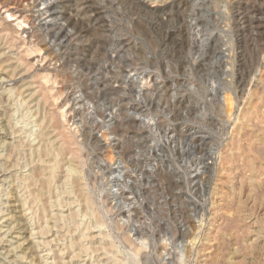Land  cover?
<instances>
[{
	"label": "rangeland",
	"instance_id": "374dc122",
	"mask_svg": "<svg viewBox=\"0 0 264 264\" xmlns=\"http://www.w3.org/2000/svg\"><path fill=\"white\" fill-rule=\"evenodd\" d=\"M39 1L42 19L50 20L45 33L56 44L45 62L57 58L55 63L33 68L28 61L36 54L26 58L23 48L5 36L8 32L0 31V264H36L40 257L37 264L62 258L63 264H115L116 258L119 264H264V0H193L169 21L149 11L163 0H141L148 3L145 8L138 0ZM3 13L1 22L9 20ZM242 13L249 20L241 21L244 28L236 21L237 28L233 18ZM227 24L231 35L224 33ZM57 63L61 70L53 74L40 69ZM29 68L33 75L21 79L18 75ZM47 73L52 76L44 81ZM27 82L51 93L64 89L69 98L46 101L36 93L39 87L23 88ZM58 105L72 108V122H77L65 127L79 133L71 134L77 140L67 153L49 122ZM106 129L107 141L113 139L107 150L100 142ZM72 149L78 159L73 151L67 156ZM111 160L119 161L114 174L105 165ZM38 167L45 170V181L33 179ZM81 174L87 196L78 181ZM112 212L115 220L109 218ZM44 225L51 227L46 234ZM128 228L138 229L151 257L133 259L132 250L142 248L121 239ZM78 239L95 253L72 258L79 250L69 242ZM109 241L116 249H109Z\"/></svg>",
	"mask_w": 264,
	"mask_h": 264
},
{
	"label": "bare ground",
	"instance_id": "6f19581e",
	"mask_svg": "<svg viewBox=\"0 0 264 264\" xmlns=\"http://www.w3.org/2000/svg\"><path fill=\"white\" fill-rule=\"evenodd\" d=\"M5 1V0H4ZM70 1V0H69ZM72 1V0H71ZM76 1V0H75ZM78 1V0H77ZM75 2L76 3V5H78V2H79V4H80V0L78 1V2ZM82 1H84V0H82ZM141 0H138V2H140ZM147 1V0H146ZM190 1H193V0H163V1H159V5H160V3H162L160 6H156L154 9H152V10H149L151 13V15L152 16H157L158 18L160 17V19L161 20H164V18L166 17V21H169V19L171 20V18H172V15L174 14V12H175V10H179V9H181L182 8V6L186 3V2H190ZM234 1V0H233ZM40 1L39 0H10L7 4H0L1 5V10L2 11H4V13L3 14H6L7 15V17L9 18V20H7L6 18H3V22H1L0 21V31L1 32H3L4 33V31H7L8 33H6L5 34V36L7 37V38H9V40L12 42V43H14V44H17V45H15V46H17V48H18V45L19 46H21V48H23V51H24V53L23 54H25V56H26V58H31V57H33V56H35L34 54H36V57H34L33 58V61H28V59H27V61L29 62V65L31 64V66L34 68L36 65H38L39 63L41 64V63H43V62H45V61H49V56L50 55H48V56H46L45 57V55H47V54H49L50 52H52L51 50L52 49H54V48H56L55 47V42H54V40H52V39H50L49 38V35L47 34V33H45V31H46V29H45V26H46V23L48 24L49 22H50V20H48V21H46L45 22V20L44 19H42V17H43V15H44V13H43V7H42V9H39V6H41L40 5V3H39ZM86 2V1H85ZM145 2V1H144ZM236 2V1H235ZM71 3V2H70ZM73 3H74V1H73ZM90 3V2H89ZM154 3V2H153ZM158 3V2H157ZM156 3V4H157ZM229 3H231V4H233L232 2H231V0H229ZM237 3V2H236ZM141 6H143L144 8L146 7V6H148V3H139ZM158 5V4H157ZM237 5V4H236ZM88 6V5H87ZM232 7H233V5H231ZM45 7V6H44ZM78 7V6H77ZM89 7H91V6H89ZM149 7H151L150 5H149ZM185 7V6H184ZM236 7V6H235ZM239 8H240V5L238 6ZM74 8V7H73ZM73 8H71V10L73 9ZM82 7H80L79 9H81ZM84 8V7H83ZM152 8H153V5H152ZM229 8H230V6H229ZM76 9V8H75ZM87 9H88V7H87ZM86 9V10H87ZM236 9H238V8H236ZM0 10V11H1ZM94 10V9H93ZM81 11V10H80ZM233 11V10H232ZM240 11V10H239ZM246 11V10H245ZM84 12V11H83ZM255 12H258V10H256ZM71 13V12H70ZM93 13H95L94 11H93ZM235 13V12H234ZM233 13V14H234ZM236 13H237V11H236ZM235 13V14H236ZM239 13V12H238ZM260 13V12H259ZM48 14V13H47ZM72 14V13H71ZM76 14V13H75ZM85 14V13H84ZM91 14V13H90ZM233 14H231V18H233L234 16H233ZM242 14H244V13H242ZM239 15L238 17H240V16H242V17H240V18H233V26H234V24H235V27H237L238 25H240L239 24V22L242 24V25H240V26H238L239 28H241L242 26H243V24H244V22L242 23L241 21L244 19V18H248L245 14L244 15ZM73 16H75L74 14H72ZM87 15H89V14H87ZM47 16V15H46ZM73 16H71L70 18H69V20L68 21H66L65 19V21H66V23H65V25H64V28H66L65 26H67V27H69L70 26V19H72V17ZM76 16H79V10H78V14L76 15ZM76 16H75V18H76ZM84 16V15H83ZM83 16H81V20H83L82 19V17ZM154 16V17H155ZM228 16V15H227ZM2 17V16H1ZM80 17V16H79ZM92 17V16H91ZM156 17V18H157ZM254 17V16H253ZM83 18H85V17H83ZM89 18H90V16H89ZM252 18V17H251ZM11 19V20H10ZM159 19V20H160ZM63 20V21H64ZM158 20V21H159ZM248 20H249V18H248ZM43 21H44V23H43ZM55 21V20H54ZM64 21V22H65ZM75 22L77 21V19L76 20H74ZM155 21V20H154ZM154 21H153V23H154ZM157 21V20H156ZM158 21H157V23H158ZM237 21V23H238V25H237V23H235ZM245 22H246V20H244ZM78 22H80V20L78 21ZM82 22V21H81ZM162 21H160V23H161ZM164 22V21H163ZM73 23V22H72ZM160 23H158V24H160ZM64 24V23H63ZM74 24V23H73ZM245 24H247V22L245 23ZM156 25L157 24H154V26L156 27ZM228 25V24H227ZM229 25H231V24H229ZM229 25H228V28L226 27V32H224V33H228V34H232L234 31L232 30L233 28H230V27H232V26H230L229 27ZM257 25V24H256ZM260 25V24H259ZM258 25V26H259ZM247 26V25H246ZM246 26H245V28H246ZM262 26V25H261ZM237 27V28H238ZM243 28H244V26H243ZM69 29V28H68ZM67 30V29H66ZM71 30V29H70ZM73 32H74V30H73ZM237 32V31H236ZM262 32V31H261ZM81 33V32H80ZM72 34V33H71ZM74 34V33H73ZM72 34V35H73ZM70 35V34H69ZM75 35V34H74ZM77 35V34H76ZM75 35V36H76ZM80 35V34H79ZM260 35V34H259ZM262 35V34H261ZM75 36H73V38L75 37ZM82 36V35H81ZM40 37H42V38H44V48H40V45H39V42H38V39L40 38ZM76 37H78V36H76ZM72 38V36H71V39H73ZM4 39V38H3ZM69 39H70V37H69ZM68 39V40H69ZM70 39V40H71ZM235 39H236V37H235ZM2 40V39H1ZM9 40H8V42H9ZM52 40V41H51ZM233 40V39H232ZM238 40V39H237ZM3 41V40H2ZM6 41V40H5ZM240 41V40H239ZM4 42V41H3ZM238 42V41H237ZM7 43V42H6ZM11 43V44H12ZM58 44V43H57ZM255 44V43H254ZM229 45V44H228ZM5 46H7V45H5ZM233 46H235V45H233ZM233 46H232V50H234V48H233ZM11 47V46H10ZM13 47V46H12ZM15 48V47H14ZM14 50V49H13ZM19 50H20V48H19ZM231 50V52H235V51H232ZM12 51V50H11ZM61 52V49H59V50H57V55H58V53H59V55L61 54L60 53ZM37 53H39L38 55H37ZM55 53V52H54ZM22 54V53H21ZM56 55V56H57ZM44 56V57H43ZM52 56H53V54H52ZM54 56H55V54H54ZM227 56V55H226ZM60 57H61V55H60ZM228 57H229V55H228ZM25 58V59H26ZM51 58V57H50ZM68 58V57H67ZM17 59V58H16ZM55 59V58H54ZM50 59V61L51 62H48V64L50 63H55V60L57 59ZM59 59V58H58ZM60 60V59H59ZM11 61V60H10ZM20 61V60H19ZM25 61V60H24ZM27 61H25V63L27 62ZM68 61V60H67ZM66 61V62H67ZM228 61V60H227ZM232 61H234V60H231V63H232ZM56 62H58V60L56 61ZM60 62H63V60L62 61H60ZM69 62V61H68ZM20 63H23V62H20ZM46 64H47V62H45ZM236 63V62H235ZM27 64V66L25 65V64H23L24 65V67L26 66V67H28L29 65H28V63H26ZM39 64V65H40ZM44 64V63H43ZM47 64V65H48ZM58 64L59 63H57V66L56 67H51L50 65V67L51 68H49V66L48 67H44L43 65H42V67L40 68L43 72L44 71H48V72H50L51 70H54L55 69V71H57V70H61V66H60V64H59V66H58ZM62 64V63H61ZM17 65V64H16ZM22 65V64H21ZM21 65H19V66H21ZM35 65V66H34ZM54 66H55V64H53ZM231 65V64H230ZM237 65V64H236ZM67 66V65H66ZM232 67H234V63H232V65H231ZM30 67V66H29ZM32 67H31V69H32ZM39 67V66H38ZM65 67V66H64ZM18 68V67H17ZM6 69V68H5ZM4 69V70H5ZM8 69V68H7ZM20 69V68H19ZM37 70H38V68H36ZM230 69V68H229ZM41 70H39L40 71V73H41ZM25 71V70H24ZM24 71H22V72H24ZM32 71L33 70H31L30 71V68L25 72V73H22V72H20V74L22 73V76L21 75H18V76H20L21 77V79H28V78H30L33 74H32ZM36 71V70H35ZM53 71H51L50 73H52ZM58 72V71H57ZM232 72H234L233 71V69H232ZM231 72V73H232ZM50 73H47L46 75H43V77H42V79L43 78H50V76L48 75V74H50ZM38 74V73H37ZM44 74H45V72H44ZM53 74V73H52ZM56 74V73H55ZM236 74V73H235ZM51 75V74H50ZM57 75V74H56ZM233 75V74H232ZM11 76H13V75H11ZM10 76V77H11ZM52 76V75H51ZM23 77V78H22ZM36 77V76H35ZM231 77H233V76H231ZM6 78V77H5ZM13 78V77H12ZM48 78V79H49ZM52 78V77H51ZM9 79V78H8ZM11 79V78H10ZM37 79V78H36ZM243 79V78H242ZM15 80V79H14ZM29 80V79H28ZM39 80V79H38ZM44 80V79H43ZM11 81V80H10ZM17 81H20V80H17ZM45 81V80H44ZM50 81V80H49ZM240 81V80H239ZM4 82V81H3ZM24 82H26V80L24 81ZM36 82V81H35ZM144 82V81H143ZM23 82H21V84H22ZM28 84H26L27 85V87H23V88H26V90H31V89H36V87H39V90H37L36 91V93L41 97V99H45L46 101H48V98L50 99H52V97L54 98V96H58L59 98H62L64 101L65 100H67L68 98H69V93H66V92H64V89L63 90H58V91H56L55 93H51V92H54L53 90H49L50 88H48V87H43V89L42 88H40V86H36V87H34V88H31L32 86H31V83L34 85V84H36V83H34V82H27ZM30 83V84H29ZM42 83V82H41ZM47 83H49V82H47ZM25 84V83H24ZM43 84H45V83H43ZM50 84V83H49ZM18 85V84H17ZM20 85V84H19ZM144 85H147V83L146 82H144ZM245 85V84H244ZM46 86V85H45ZM242 86V85H241ZM22 88V89H23ZM34 89V90H35ZM38 89V88H37ZM41 89V90H40ZM18 90V89H17ZM34 92V91H33ZM28 93V92H27ZM30 93V92H29ZM34 94H32V96H33ZM23 96V95H22ZM25 96V95H24ZM29 96V95H28ZM27 96V97H28ZM55 98H57V97H55ZM30 99V98H29ZM37 99V98H36ZM44 100V101H45ZM223 100L225 101V103L227 104V105H229L231 102V98H229V96H226L225 95V97L223 98ZM41 103V102H40ZM44 104V103H43ZM46 106V105H45ZM65 106L63 105H58V110L55 112V113H53V114H51V116H50V121L49 122H51V123H53V125H55V130H56V132H57V130H58V135H59V137H61V139L60 140H62V142H59V144L58 143H56V144H58V146L60 145V143H62V147L65 149L64 151H66V150H68V149H71L72 148V146H74L73 145V143H72V141H74V140H77V138H75L74 139V137H73V139L74 140H72V137H71V134H72V132H68V130H66V128L68 129V127H66L67 126V124H70V122H72V115H70L71 113H73V112H69V110L70 109H72V108H69V110H66V109H68V108H64ZM47 108V107H46ZM64 108V109H63ZM74 108V107H73ZM47 110V109H46ZM74 110V109H73ZM72 110V111H73ZM71 111V110H70ZM69 112V113H68ZM50 113V112H49ZM73 118H75V117H73ZM46 122H48V121H46ZM50 123V124H51ZM73 123V122H72ZM77 123V122H76ZM76 123H73V124H76ZM66 124V125H65ZM49 125V124H48ZM52 125V124H51ZM52 125V126H53ZM65 125V126H64ZM78 125V124H77ZM72 126V125H71ZM102 126V125H101ZM101 126H99L100 128H101ZM66 127V128H65ZM73 127H75V126H73ZM77 128L79 127V125L78 126H76ZM98 127V128H99ZM76 128V129H77ZM80 128V127H79ZM78 128V129H79ZM91 128H93V127H91ZM97 128V129H98ZM100 128H99V130H100ZM104 128V127H103ZM108 128V127H107ZM74 129V128H73ZM94 129V128H93ZM96 129V130H97ZM108 129H110V128H108ZM70 130H72L71 129V127H70V125H69V131ZM92 130V129H91ZM107 130V129H106ZM81 131V130H80ZM77 131H75V133H76ZM100 132V131H99ZM103 132V131H102ZM53 133H54V131H53ZM73 133H74V130H73ZM78 133V132H77ZM91 133V132H90ZM101 133V132H100ZM51 134V133H50ZM57 134V133H56ZM79 134V133H78ZM78 134H72V136L74 135L75 137H79V135ZM80 134H82V132L80 133ZM95 134V133H94ZM53 135V134H52ZM57 135V136H58ZM89 135H91V134H89ZM102 136H101V139H100V142H103V143H107V144H104V147H105V150H107V149H109L112 145H111V142L110 141H112V140H110V141H107V138H109V130H107V131H105L104 133H102L101 134ZM55 136V135H54ZM87 136V135H86ZM46 137H47V135H46ZM49 137V136H48ZM56 137V136H55ZM59 137H57V139L59 138ZM88 137V136H87ZM53 138V137H52ZM81 138V137H80ZM89 138V137H88ZM96 138V137H95ZM98 138V137H97ZM87 139V138H86ZM78 140H80V139H78ZM97 141H98V139H96ZM55 141V140H54ZM96 141V142H97ZM95 142V144H99V143H96ZM110 142V143H109ZM83 143V142H82ZM103 143H100V144H103ZM80 144H81V142H80ZM78 145H79V143H78ZM46 146V145H45ZM45 146H44V149H46L45 148ZM43 147V146H42ZM78 147V146H77ZM115 147V146H114ZM113 147V148H114ZM48 148V147H47ZM59 148V147H58ZM60 148H61V145H60ZM107 148V149H106ZM112 148V147H111ZM79 149H80V147H79ZM102 149V148H101ZM41 150H42V148H41ZM61 150V149H60ZM82 150V149H81ZM80 150V151H81ZM102 150H104V149H102ZM113 150V149H112ZM47 151V150H46ZM73 151V155H74V158H77L78 159V151H75V150H69V152H70V154L69 155H67V156H69V157H71L70 155H71V152ZM103 153H105L104 151H102ZM63 153H67V151L66 152H63ZM80 153V152H79ZM117 153V152H116ZM50 154V153H49ZM119 154V153H118ZM42 155V154H41ZM46 155V154H45ZM114 155V154H113ZM44 156V155H43ZM49 156V155H48ZM83 156V155H82ZM81 156V157H82ZM104 156V155H103ZM115 156V155H114ZM117 156H119V155H117ZM117 156H115V158L117 157ZM66 157V156H65ZM81 157H80V159H81ZM113 157V156H112ZM112 157H110L109 158V160L110 159H113ZM67 158V157H66ZM74 158H72V159H74ZM118 158V157H117ZM43 159V158H42ZM72 159H70V160H72ZM102 159H104V158H102ZM108 159V158H107ZM107 159H105V160H102V162L103 161H106ZM119 159V158H118ZM75 160V159H74ZM83 160V159H82ZM114 160V159H113ZM113 160H111V161H107V163L105 164V165H107V167L109 168V171L111 170L112 172H113V174L115 173V171L118 169V168H115V166L116 165H118L119 163V161H117V164L115 165V161H113ZM39 161V160H38ZM40 161L41 162H43L41 159H40ZM78 161V160H77ZM80 161V160H79ZM78 161V162H79ZM121 161V160H120ZM73 162V161H72ZM81 162V161H80ZM85 162V161H84ZM84 162H81V163H84ZM40 163V162H39ZM80 163V164H81ZM86 163V162H85ZM84 163V164H85ZM43 164H45V163H43ZM42 164V165H43ZM41 165V166H42ZM86 165V164H85ZM102 165V164H101ZM38 166V165H37ZM45 166H47V165H45ZM72 166V165H71ZM80 166H82V165H80ZM79 166V167H80ZM103 166V165H102ZM43 167V166H42ZM41 167V168H42ZM83 167V166H82ZM106 166H104V168H105ZM107 167L105 168V170H107L108 171V169H107ZM121 167V166H120ZM45 168V167H44ZM103 168V169H104ZM34 169V168H33ZM54 169V168H53ZM76 169V168H75ZM121 170V169H120ZM119 170V172H121V174L122 175H124V173H123V171H120ZM127 170V169H126ZM35 171V170H34ZM33 171V175H34V178L33 179H35L36 177L37 178H40V176H41V179H44V171L45 170H41L39 167L36 169V171L34 172ZM49 171V170H48ZM81 171H82V169H81ZM104 171V170H103ZM52 172V171H51ZM32 173V172H31ZM48 173V172H47ZM53 173H55V171L53 172ZM81 173V172H80ZM102 173H104V172H102ZM107 173V172H106ZM86 174V173H85ZM105 174V173H104ZM112 174V173H111ZM126 174V173H125ZM82 175V176H81ZM80 176V178L78 179V181L80 182V180L83 182L84 181V175L83 174H81ZM87 175V174H86ZM85 175V176H86ZM52 177V176H51ZM72 177V176H71ZM74 177V176H73ZM87 177V176H86ZM85 177V178H86ZM114 177V176H113ZM112 177V178H113ZM119 177V176H118ZM117 176L116 177H114V179H116V178H118ZM24 178V177H23ZM30 178V177H29ZM50 178V177H49ZM70 178V177H69ZM68 178V179H69ZM88 178V177H87ZM86 178V179H87ZM111 178V179H112ZM136 178V177H135ZM119 179V178H118ZM25 180V179H24ZM23 180V181H24ZM49 180V179H48ZM76 180H77V178H76ZM121 180V179H120ZM127 180V179H126ZM132 180V179H131ZM138 181H139V178L137 179ZM28 181V180H27ZM27 181H26V183H27ZM32 181V180H31ZM38 181V180H37ZM44 181H45V179H44ZM52 181V180H51ZM70 181V180H69ZM90 181V180H89ZM117 181V180H116ZM124 181V180H123ZM48 181H46L44 184V186H45V188L47 187V184L49 185V182L47 183ZM72 182H73V180H72ZM78 182V183H79ZM119 182V181H118ZM125 182V181H124ZM26 183H25V186H26ZM38 183V182H37ZM70 183V182H69ZM74 183H75V181H74ZM77 183V182H76ZM75 183V186L77 185ZM81 183V182H80ZM85 183V182H84ZM22 184H23V182H22ZM34 184V183H33ZM123 184V183H122ZM131 184V183H130ZM24 185V184H23ZM79 185V184H78ZM108 185V184H107ZM24 186V187H25ZM42 186V185H41ZM40 186V187H41ZM50 186V185H49ZM73 186V185H72ZM82 188L81 189H83V191H84V195L85 196H87L86 194H85V190H84V186L85 185H83V183H81V185H80ZM90 186V185H89ZM51 187V186H50ZM50 187H48V188H50ZM78 187V186H77ZM130 187V186H129ZM29 188V187H28ZM39 188V187H38ZM48 188H46V189H48ZM111 188H113V187H111ZM121 187H119L118 189H120ZM26 189V188H25ZM45 189V190H46ZM72 189H76V188H72ZM79 189V188H78ZM87 189H88V187H87ZM127 189V188H126ZM129 189V188H128ZM28 190V189H27ZM121 191H122V188L120 189ZM119 190V191H120ZM88 192H89V190H87ZM42 192V191H41ZM46 192V191H45ZM48 192V191H47ZM75 192H78V190H75ZM82 192V191H81ZM103 192V191H102ZM101 192V193H102ZM105 193H107L106 191H104ZM123 192V191H122ZM48 193H50V192H48ZM101 193L99 194V195H101ZM125 193V192H124ZM123 193V194H124ZM82 194V193H81ZM88 194V193H87ZM113 194V193H112ZM122 194V195H123ZM118 195V192L116 191L114 194H113V196H117ZM111 196V195H110ZM82 197V196H81ZM91 196H88V197H86V198H90ZM108 197V196H107ZM114 197V198H115ZM35 198V197H34ZM100 198H102V197H100ZM117 198V197H116ZM120 198H121V196H120ZM42 200V199H41ZM82 200H83V198H82ZM102 200V199H101ZM101 200H99V201H101ZM109 200V199H108ZM115 200V199H114ZM117 201H119L118 199H116ZM88 200H86V202H87ZM91 201H93V200H91ZM105 201V200H104ZM104 201H102V203H104ZM83 202V201H82ZM106 202V201H105ZM37 203H38V201H37ZM90 203H92V202H90ZM101 203V202H100ZM94 204V203H93ZM113 204V203H112ZM111 204V205H112ZM117 204V203H116ZM119 204V206H120V202L118 203ZM87 205H88V203H87ZM96 205V204H95ZM104 205H105V203H104ZM103 205V206H104ZM118 206V205H117ZM115 208V207H114ZM123 209V208H122ZM120 210V209H119ZM130 210V209H129ZM1 212H3V211H1ZM23 212V211H22ZM47 212V211H46ZM114 212V211H113ZM113 212H112V214L109 216V218H110V220L112 219V220H115V218H117V214H113ZM116 212V211H115ZM128 213H130V211L128 212ZM41 214V213H40ZM43 214V213H42ZM45 214V213H44ZM43 214V215H44ZM127 214V213H126ZM131 214V213H130ZM77 215V214H76ZM117 215V216H116ZM21 216V215H20ZM24 217V216H23ZM40 217V216H39ZM128 217H130V215H128ZM45 218V217H44ZM54 218V217H53ZM52 219V218H51ZM55 219V218H54ZM70 219V218H69ZM72 219V218H71ZM130 219V218H129ZM45 220V219H44ZM43 220V222H45ZM49 220V219H48ZM73 220V219H72ZM129 221V220H128ZM59 222V221H58ZM18 224H22V223H18ZM45 224H47V223H45ZM54 224V223H53ZM56 224V223H55ZM75 223L73 222V225H74ZM98 224V223H97ZM78 225V224H77ZM81 225V224H80ZM91 225V224H90ZM20 225H18V227H19ZM45 226V225H44ZM86 226H88V225H86ZM46 227V226H45ZM43 228L42 229V232H43V234H46L47 232H49L51 229V227L50 228H48V226L46 227V228ZM53 227V226H52ZM55 227V226H54ZM58 227H59V225H58ZM58 227H57V229H58ZM74 227V226H73ZM92 227H93V225H92ZM14 228V227H13ZM90 228V227H89ZM89 228H88V230H89ZM95 228V227H94ZM22 229V228H21ZM71 229V228H70ZM70 229H68V230H70ZM77 229V228H76ZM92 229V228H91ZM20 230V229H19ZM32 230V229H31ZM67 230V229H66ZM73 230V229H72ZM86 230V229H85ZM93 230V229H92ZM91 230V231H92ZM122 230H124V229H122ZM121 230V231H122ZM1 231V230H0ZM8 231H10V230H8ZM7 231V232H8ZM21 231H25V229H22ZM28 231H29V229H28ZM62 231V230H61ZM60 231V232H61ZM76 231V230H75ZM79 231H81V230H79ZM11 232V231H10ZM39 232H41V231H39ZM42 232H41V234H42ZM67 232H69V231H67ZM82 232V231H81ZM86 232V231H85ZM88 232V231H87ZM107 232V231H106ZM23 233H25V232H23ZM38 233V232H37ZM51 233V232H50ZM73 233V232H72ZM128 233V234H127ZM127 233H125L126 234V236H125V234H124V232H121V234H120V236H121V239H124V242L127 244V245H138V246H140V248H142V250H141V252H139V251H135L134 249V251L132 250V252L130 253L131 255H132V257H133V259L134 260H136V261H140L141 262V260H146V257H151V256H148V255H150V253L148 252V249H149V247H148V245L146 244V243H144L143 242V237H139V232H138V229L136 230V229H130V228H128V232ZM36 234V233H35ZM40 234V233H39ZM66 235H67V233H65ZM69 234H70V232H69ZM62 235H64L63 233H62ZM84 235V234H83ZM112 235H113V233H112ZM128 235V236H127ZM30 236H32V234L30 235ZM42 236V235H41ZM46 236V235H45ZM68 236V235H67ZM72 236V235H71ZM103 236H105L104 234H103ZM108 236V235H107ZM110 236V235H109ZM33 237V236H32ZM61 237V236H60ZM91 237V236H90ZM93 237V236H92ZM119 237V236H118ZM117 236H116V238H118ZM34 239H35V237H33ZM64 238V237H63ZM62 238V239H63ZM84 237L82 236V239H83ZM87 238V237H86ZM86 238H84L85 240H86ZM29 236L27 237V241H29ZM32 239V238H31ZM83 239V240H84ZM87 239H89V238H87ZM91 239V238H90ZM111 239V238H110ZM66 240V239H65ZM68 240H69V238H68ZM67 240V241H68ZM79 240V239H78ZM104 240H105V238H104ZM117 240V239H116ZM33 241V240H32ZM70 241H71V239H70ZM102 241H103V239H102ZM121 242H122V240H120ZM140 242L139 244L137 243V242ZM35 242V241H34ZM75 242V241H74ZM73 241L72 242H69V244H70V246H71V243L72 244H74L76 247H78V250H79V253L76 255V256H72V258H75V257H79V258H81L82 256L81 255H84V254H86V255H89V253L88 252H90V254L92 253V255H93V252L94 251H90V250H92V248H91V246H93V245H89L90 246V248L91 249H87V247H86V245H80L78 242H80V240L79 241H77V242H75L74 243ZM87 242V241H86ZM113 242H114V240H113ZM113 242H112V244L110 243V241H109V243L112 245V247L110 248V244H109V249L111 250L112 248H114L115 247V249H116V247L117 246H114L113 245ZM120 242V243H121ZM100 243H102V242H100ZM119 243V242H118ZM124 243V244H125ZM35 244V243H34ZM41 243H39V245H40ZM93 244V243H92ZM123 244V243H122ZM44 245H45V243H44ZM119 245V244H118ZM129 245V246H130ZM73 246V245H72ZM103 246V245H102ZM20 247V246H19ZM44 247H46V246H44ZM48 247V246H47ZM67 247H68V245H67ZM95 247V246H94ZM105 247V246H104ZM107 247V246H106ZM104 248L105 249V251H107L108 249L107 248ZM127 247V246H126ZM101 248V247H100ZM100 248L99 249H97L98 251L100 250ZM103 248V247H102ZM27 249H28V251L30 250V251H32V249H29L28 247H27ZM65 249V248H64ZM69 249H70V247H69ZM73 249H74V247H73ZM94 249V248H93ZM104 249H101V250H104ZM125 249V248H124ZM127 249V248H126ZM26 250V249H25ZM76 250H77V248H76ZM100 250V251H101ZM113 250V249H112ZM128 250H130V249H128ZM51 251V250H50ZM97 251V252H98ZM99 251V252H100ZM119 251V250H118ZM117 251V252H118ZM125 251V250H124ZM63 252V251H62ZM65 252V251H64ZM63 252V253H64ZM72 252V251H71ZM74 253V252H73ZM72 253V254H73ZM95 253V252H94ZM102 253H104V252H102ZM119 253V252H118ZM128 253V252H127ZM151 253H153V252H151ZM58 254V253H57ZM56 254V255H57ZM71 254V255H72ZM104 254H106V253H104ZM103 254V255H104ZM109 254V253H108ZM107 254V255H108ZM114 254V253H113ZM116 254V253H115ZM122 254V253H121ZM25 255V254H24ZM29 255V254H28ZM32 255V254H31ZM35 255H36V253H35ZM59 255V254H58ZM110 255H112V253L110 254ZM117 255V254H116ZM122 255H124V254H122ZM95 256V255H94ZM101 256V255H100ZM114 256V255H113ZM112 256V257H113ZM118 256V255H117ZM116 256V257H117ZM128 256V255H127ZM153 256V255H152ZM60 257V256H59ZM61 257H62V254H61ZM60 257V258H61ZM84 257V256H83ZM119 257V256H118ZM130 257V256H129ZM27 258V257H26ZM36 258H38V257H36ZM41 258V257H40ZM40 258H38V260L37 261H39V259ZM59 258V259H60ZM91 258V257H90ZM113 258H115V257H113ZM112 258V259H113ZM122 258V257H121ZM32 259H34V258H32ZM56 259H58L57 257H56ZM71 259V258H70ZM103 259V258H102ZM118 259H120V258H116L115 260L117 261ZM150 259H152V258H150ZM35 260V259H34ZM41 260H42V258H41ZM41 260H40V262L39 263H41ZM54 260H55V258H54ZM61 260H63V258L62 259H60L59 260V262H57V264L59 263V264H63V262H61L60 263V261ZM74 260V259H73ZM86 260V259H85ZM90 260V259H89ZM123 260H124V257H123ZM130 260H131V258H130ZM33 261V260H32ZM36 261V260H35ZM34 261V262H35ZM37 261H36V264H37ZM65 261V260H64ZM79 261V260H78ZM116 261L114 262V260H113V262L112 263H115L116 264ZM126 262H127V260H125ZM124 261V262H125ZM151 261V260H150ZM161 261V260H160ZM164 261H166V260H164ZM44 264H48V262H44V261H42ZM90 262V261H89ZM108 262V261H107ZM110 262V261H109ZM118 262V264L121 262L122 263V260H118L117 261ZM125 262V263H126ZM146 262V261H145ZM171 262V261H170ZM43 263H41V264H43ZM68 263V262H67ZM66 263V261H65V264H67ZM111 263V262H110ZM109 263V264H110ZM128 263V262H127ZM132 263V262H131ZM144 263V262H143ZM147 263H149V261H147ZM162 263V262H161ZM32 264V263H31ZM35 264V263H34ZM55 264H56V262H55ZM96 264V263H95ZM133 264V263H132ZM160 264V263H159ZM163 264H165V263H163ZM168 264V263H167ZM174 264V263H173Z\"/></svg>",
	"mask_w": 264,
	"mask_h": 264
}]
</instances>
